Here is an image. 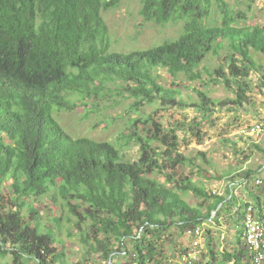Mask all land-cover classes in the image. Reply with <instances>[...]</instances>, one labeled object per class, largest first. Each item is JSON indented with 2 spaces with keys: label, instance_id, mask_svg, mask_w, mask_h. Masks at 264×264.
Returning <instances> with one entry per match:
<instances>
[{
  "label": "trees",
  "instance_id": "1",
  "mask_svg": "<svg viewBox=\"0 0 264 264\" xmlns=\"http://www.w3.org/2000/svg\"><path fill=\"white\" fill-rule=\"evenodd\" d=\"M122 1L0 0V260L67 264L58 252L64 229L86 248L75 264L90 261L92 252L105 264H170L186 252L176 240L209 223L226 226L235 238L229 249L218 250L205 231L206 248L197 264H251L242 220L251 203L264 225V182L251 186L264 164L240 169L237 176H212L179 152L176 129L151 115L131 120L130 130L109 142L70 136L55 113L72 111L77 101L91 107L92 98L108 102L115 90L132 100L128 111L156 102L188 107L176 100L178 89L159 84L157 70L172 81H195L210 55L222 61L209 73L210 81L229 90L231 103L240 108L252 89L250 75L264 87V64L255 58L264 57V26L246 25L245 13L225 0H137L144 22L180 25L179 35L147 49L115 52L103 13ZM213 4L216 24L208 21ZM197 93L199 102L191 106L200 120L194 118L188 131L201 142V120H208L215 102ZM238 137L247 142L239 150L246 163L247 150L260 149ZM130 144L137 147V159L125 156ZM183 167L196 168L206 180L229 178L225 193L213 194L179 174ZM4 182L7 196L1 192ZM238 186L244 191L234 194ZM188 193L199 200L196 206L183 198ZM43 200L63 211L52 210L47 224L37 208L48 207Z\"/></svg>",
  "mask_w": 264,
  "mask_h": 264
},
{
  "label": "rangeland",
  "instance_id": "2",
  "mask_svg": "<svg viewBox=\"0 0 264 264\" xmlns=\"http://www.w3.org/2000/svg\"><path fill=\"white\" fill-rule=\"evenodd\" d=\"M225 1L232 9L245 13L246 25L264 26V0H251L250 3L244 0ZM138 9L137 0H123L118 8L109 9L103 13V19L108 27L110 40L112 41L111 50L127 53L133 50L147 49L161 44L166 39L178 37L180 25L167 24L166 26H161L160 24L144 22L137 15ZM211 13L208 21L215 24L218 23L219 19L215 14L217 13L215 4L212 6ZM255 58L260 64H264L263 56L256 54ZM221 63V59H218L216 56H208L200 63L197 70L200 79H196L195 81H190L184 77L172 81L166 71L157 70L159 84L165 88L178 89L180 93L177 95L176 100L181 99L188 107L177 105L161 106L156 102L153 105L140 107L137 112L128 111L132 100L127 99L125 94L119 96V91L115 90L116 93L113 92L108 102L104 98L98 100L92 98L88 101L89 104L93 102V107H91L88 103V106H86L76 100V108L72 111L56 112L55 117L60 126L74 138L87 137L95 141L114 142L120 132L129 129L131 120L137 118L144 119V116L151 115L154 120L159 121L166 129H176V135L179 139V152L183 156L196 159V164L205 169L208 174L214 176L216 174L222 175L228 173L237 176L240 169H245L247 166L255 169L264 164V138L257 144L260 151L252 147H250L251 150H247L250 151L251 156L244 163L239 150L244 151L247 142L244 143L237 136V130L240 125L252 123L257 116V109L260 106L264 107V87H260L261 79L256 74L250 75L249 81H251L252 89L247 93L248 98L240 108L235 107L231 103L234 95L229 90H226L223 85H216L210 81L209 73L214 68H217V66L219 67ZM197 91L205 92L215 102L212 114L208 120H201L199 127L203 137L201 142L188 131L189 125L191 123L193 125L194 118L200 120L199 114L191 106V104L199 102ZM236 150H238V153ZM202 153L205 154L204 161L201 156ZM125 156L130 160L137 159V147L132 144L128 145ZM196 170V168L183 167L178 170V173L192 176L193 181L203 184L207 191H224L223 193H225L226 182L229 181V178H225L222 181L215 179L206 180L204 177L197 175ZM155 178L163 182L162 175L158 174ZM257 179L264 182V173ZM7 184V182H4L1 185L2 193L6 194L8 192ZM251 186L253 187V183ZM238 191L243 192L244 189L239 188ZM183 198L192 206H196L199 203V200L189 193L183 195ZM44 201H46V204L48 203V207L38 203L37 208L42 215L43 223L47 224L48 218L51 217V211L54 208L49 205V201L43 200L42 202ZM54 213L62 214L63 211L54 210ZM211 217L213 216L211 215ZM202 227L205 231H211L213 244L216 249L220 250L223 246H227V249L230 248L229 244L234 240H230L231 236L223 239L227 244H222L220 240L221 234L219 230H216V226L204 223ZM173 233L175 234V231ZM229 233L231 234L232 232ZM60 237L63 240V245L62 247H58V252L62 251L64 253V259L67 264H75L81 261L86 255V248L80 244L75 236V238L68 237L64 229L61 230ZM176 243L183 248L190 245L189 240L184 236L178 238ZM205 248L206 241L204 238V241L201 243L199 258L203 256ZM89 259L93 264H105L95 252L89 255ZM176 260V257L170 259V264H177ZM0 264L13 263L9 258H4L0 260ZM28 264L35 263L29 262Z\"/></svg>",
  "mask_w": 264,
  "mask_h": 264
},
{
  "label": "built area",
  "instance_id": "3",
  "mask_svg": "<svg viewBox=\"0 0 264 264\" xmlns=\"http://www.w3.org/2000/svg\"><path fill=\"white\" fill-rule=\"evenodd\" d=\"M256 113L257 116L252 123L240 125L237 130V136L258 144L264 138V107L260 106ZM253 185H261V180H255ZM223 192L224 191H213L212 193L223 195ZM234 194H236L235 191ZM236 210L237 207H234L233 212ZM211 215L214 216V212ZM242 231L244 246L248 249L251 255L250 263L264 264V225L251 203H249L244 210ZM183 236L189 240L190 245L185 247L186 252L180 254L176 262L178 264H197L201 254V243L205 238V230L200 226L195 229L187 230ZM82 264L93 263L91 261H83Z\"/></svg>",
  "mask_w": 264,
  "mask_h": 264
},
{
  "label": "crops",
  "instance_id": "4",
  "mask_svg": "<svg viewBox=\"0 0 264 264\" xmlns=\"http://www.w3.org/2000/svg\"><path fill=\"white\" fill-rule=\"evenodd\" d=\"M239 188H240L239 186L235 188V192H236V194H239V193H240V192L238 191ZM216 230H217V231H218V230L220 231V234H221V235H220V240H221V241H223V239H225L226 237H230V236H231V237H230V240H231V241H232V239H234V234H232L233 231H232V233L230 234L229 231L226 230V226L223 225L221 228H218V227H217ZM229 234H230V235H229ZM220 250H221V249H220Z\"/></svg>",
  "mask_w": 264,
  "mask_h": 264
},
{
  "label": "water",
  "instance_id": "5",
  "mask_svg": "<svg viewBox=\"0 0 264 264\" xmlns=\"http://www.w3.org/2000/svg\"><path fill=\"white\" fill-rule=\"evenodd\" d=\"M214 214H215V212H214Z\"/></svg>",
  "mask_w": 264,
  "mask_h": 264
}]
</instances>
